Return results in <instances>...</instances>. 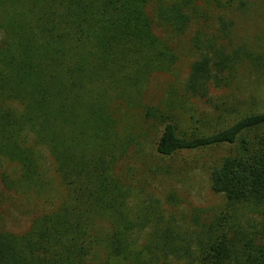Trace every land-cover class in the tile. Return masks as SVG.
<instances>
[{
    "label": "trees",
    "instance_id": "obj_1",
    "mask_svg": "<svg viewBox=\"0 0 264 264\" xmlns=\"http://www.w3.org/2000/svg\"><path fill=\"white\" fill-rule=\"evenodd\" d=\"M151 1L0 0V157L20 171L2 174V185L43 197L47 154L66 190L25 231L0 230V264H169V255L178 264H264V107L223 110L204 131L182 129L175 114L233 85L240 65L264 67L261 55L232 41L230 12H244L246 0H156L149 15ZM194 22H202L190 40L197 56L182 87L144 101L153 75H175L178 57L164 36ZM117 104L139 108L157 127L160 162L230 149L209 170L222 207L193 212L185 237L160 224L157 206L132 207L139 193L131 165H122L142 162V136L133 126L118 131ZM166 202H177L172 192ZM97 219L108 221L107 232L97 231ZM145 229L153 231L141 244L134 232Z\"/></svg>",
    "mask_w": 264,
    "mask_h": 264
},
{
    "label": "rangeland",
    "instance_id": "obj_2",
    "mask_svg": "<svg viewBox=\"0 0 264 264\" xmlns=\"http://www.w3.org/2000/svg\"><path fill=\"white\" fill-rule=\"evenodd\" d=\"M152 0L146 12L152 15L156 5ZM246 8L242 13L230 12L234 21L231 37L235 45L247 48L261 55L264 59V0H246ZM202 22L192 23L186 32L180 36L165 35V40L177 54L175 75L157 73L152 76L144 101L157 103L170 88L182 87L190 64L196 59V53L191 45V37ZM208 28H211L207 25ZM208 30V29H207ZM159 35L160 32L154 29ZM250 102L252 104H250ZM250 104V105H249ZM254 104V105H253ZM253 105V106H252ZM255 107V108H254ZM264 107V67L252 68L247 64L240 65L233 85L228 88L212 89L208 98L190 99L181 109L175 111L176 118L182 129L190 127L205 130L209 124L216 123L223 110L236 109L237 113ZM252 108V109H247ZM115 113L119 117L117 129L126 132L127 126L140 128L142 142L140 151L142 162L134 157L127 159L122 169L128 165L132 167V180L137 187L138 196L132 199L135 211L147 206H157L162 214V223H169L181 236H186L193 228L190 218L194 212L207 216L223 205V196L214 193L211 189L209 170L217 160L229 153L226 146H217L209 149L180 152L166 162H160L154 155V143L158 135L155 125L145 120L139 108L117 104ZM221 115V114H220ZM234 115H236L234 113ZM134 156V155H133ZM138 156V155H137ZM43 177L47 182L46 194L39 198L29 191L15 192L5 189L1 175L6 174L15 179L19 176V167L12 161L0 157V230L21 233L25 231L32 219L43 212L55 208L65 197L66 190L61 185L53 168L49 156L44 155L42 161ZM172 192L177 202L170 205L166 196ZM145 200L140 204V200ZM97 231L107 232L109 223L105 219H97ZM151 229L136 230L139 243L142 244ZM181 241V240H180ZM97 251V249H96ZM95 262H101L102 253H95ZM169 264H178L172 256L167 257ZM181 263V262H180ZM108 264H127L124 260H109Z\"/></svg>",
    "mask_w": 264,
    "mask_h": 264
}]
</instances>
